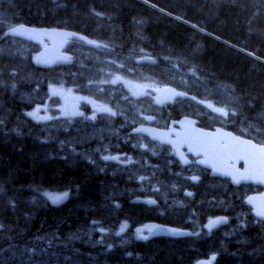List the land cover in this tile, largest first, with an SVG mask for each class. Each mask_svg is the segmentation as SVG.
<instances>
[{
    "label": "trees",
    "instance_id": "obj_1",
    "mask_svg": "<svg viewBox=\"0 0 264 264\" xmlns=\"http://www.w3.org/2000/svg\"><path fill=\"white\" fill-rule=\"evenodd\" d=\"M0 14L37 26L64 23L91 38L117 43L121 52L143 43L145 51L165 63L175 58L180 66L187 63L212 79L229 82L245 115L264 117V0H0ZM0 100L4 102L0 105V223L13 227L10 235L17 245L32 250L0 252V264H192L220 248L211 241L192 253L187 244L156 238L135 243L132 258L113 254L97 261L93 250L81 243L51 248L39 236L79 229L82 221L96 219L97 185L87 175L89 169L82 173L50 160L46 144L38 145L30 135L14 130L23 104L7 92L0 93ZM259 121L264 125L263 118ZM55 183L83 187L64 205L47 202L41 208L21 210L34 188ZM263 231H245L239 244H226L217 251L215 264H264ZM4 237L1 247L7 243Z\"/></svg>",
    "mask_w": 264,
    "mask_h": 264
},
{
    "label": "flooded vegetation",
    "instance_id": "obj_2",
    "mask_svg": "<svg viewBox=\"0 0 264 264\" xmlns=\"http://www.w3.org/2000/svg\"><path fill=\"white\" fill-rule=\"evenodd\" d=\"M160 86L162 85L158 84L151 87L148 85L144 88L146 90L150 89L155 96L154 89L160 88ZM128 93L130 99L133 100L140 97L134 93L141 92L137 91L135 86L131 84ZM177 103L171 106L158 105L157 107L161 110V113L157 116L153 114L154 122L151 124L165 130L179 131V135L183 132L184 127L195 126L209 130H213L215 127L229 129L228 123L226 125L216 121L218 116L211 111L203 110L200 105H181ZM119 107L111 108L116 113L113 116L109 113L100 114L96 112L94 105H81L78 107L77 113H82V115L76 114L78 119L87 125V130L83 132L81 137L83 150L86 149L90 153L92 149L99 158V163L95 169L89 168L86 164L79 168L82 173H85L84 170L89 169L87 175L92 174L94 176L98 197L100 198L94 211L99 227L105 226L112 229L113 227H108L111 223L120 226L126 223L128 227L125 232L120 233V236H129L131 232H136V224L154 221L180 227L191 232L190 234L193 232L194 237L201 239L209 237L212 240V236L215 235L218 244H220L219 240L223 239L221 237L222 230L227 229L228 225L207 232L204 227L205 222L214 213L223 214V211L213 210V206L218 204V194L240 191L246 185L242 184L234 187L228 179L212 176L210 171L196 166V163L192 162L194 159L186 146L181 147V151L189 163L182 164L177 160L171 147L151 142L142 134H133L132 130L137 124L150 123L148 119H145L146 116H150L146 104L137 105L136 114L130 109L126 110L120 105ZM93 114H95V119L90 118ZM189 120L193 121L194 124L188 125L187 121ZM182 121L185 123L181 127ZM91 125L99 126V128L95 131H88ZM109 128L110 132L108 133ZM171 137L178 139L175 134H171ZM151 152L158 154L159 157H168L165 162H158V166L156 164L151 165L158 172H162L163 168L164 172V176L159 175V181L153 183H151L153 179H151V171L147 164V158ZM58 155L56 154L55 157ZM105 155L120 156L121 160L105 161L103 160ZM55 157L54 153L50 154V160H54ZM129 158L131 163L128 162ZM239 167H242V164ZM182 168L186 170L183 171ZM188 168H191L189 170L196 169L194 175L187 173ZM153 173H155V170ZM192 176H199V180L193 181ZM140 177H144V179L141 180ZM156 192L157 194H155ZM188 192H191L192 195L187 196L186 193ZM166 197L167 202L165 203L163 198ZM213 197L215 202H213ZM149 200H154L155 203H147ZM226 204V200L222 202V205ZM228 206L233 209V206H238V202L231 199ZM244 208L245 210L248 209ZM237 209L241 217L243 208ZM242 220L246 222L245 218H242ZM105 227L102 228V233L108 234V229ZM254 227L257 228L255 232H260L257 225ZM143 235L148 236V240L152 236L149 233H143ZM183 238L185 239L187 236L164 238V240L176 241L177 246H183L195 240L187 241ZM187 245L190 246V244Z\"/></svg>",
    "mask_w": 264,
    "mask_h": 264
},
{
    "label": "snow or ice",
    "instance_id": "obj_3",
    "mask_svg": "<svg viewBox=\"0 0 264 264\" xmlns=\"http://www.w3.org/2000/svg\"><path fill=\"white\" fill-rule=\"evenodd\" d=\"M147 2V0H145ZM154 6V5H153ZM97 15H101L100 13H97ZM30 31L27 29L25 26L20 25L18 27H12L10 29V34L12 35H23ZM9 33H4V35H8ZM62 35H68V36H76L77 34L75 33H64ZM79 39L85 40L87 44L92 45L95 44L96 42L87 39L84 36H80ZM98 47L100 45H97ZM106 47V46H105ZM250 55L252 53H249ZM64 60V61H70L71 57L69 56H63V57H57L55 59H45V60H40L38 58V62H43V63H55L57 60ZM115 63V61H113ZM119 67L123 68L124 65L120 64ZM131 71V69H129ZM121 77L116 76L114 79L111 81H100V83H108L110 82L111 84L115 85L118 81H120ZM103 91V89H101ZM164 91L172 93L174 96H184L186 95L184 92H176L174 89H165ZM52 94L53 95H64L63 89H57L53 88L52 89ZM135 95H142L143 93H134ZM79 99H84V98H79ZM192 99L195 100V97H192ZM157 103H162L161 100L157 99ZM203 102V101H201ZM88 103H93L94 107L96 108L97 111L99 112H104V113H109L111 115H116L115 112L112 111L111 108L103 106V105H96L94 101L89 100ZM208 108L213 109V111L219 113L220 115L223 116H228L229 113L224 107H213L211 103L207 104ZM41 109L37 108L34 111H31L27 113L30 117L35 118L38 121H46L50 120L53 117L48 116V115H39ZM69 111L66 109L64 111V115H69ZM72 115L80 114L82 113H76V112H71ZM235 115V113H232ZM91 119H95V114L90 117ZM145 119L152 120L154 117L152 116H146ZM182 124L185 122H181ZM188 125L194 124L193 121H187ZM135 132H148L149 129L147 128H136L134 129ZM179 135V134H178ZM157 139H161L162 142H168V143H173L176 144L175 141H170V140H165L162 136L161 137H154ZM232 143H212L209 139V134L205 132H196L193 130L192 132H186L181 140V143H186L189 146V151L195 153L196 155H204L206 158L201 160L200 163L210 165L216 172H219L222 175L225 176H231L233 181L235 183H239L241 179H262L264 180V144H254L250 140H241L238 137H232ZM177 154L180 157V160L187 164L189 161L187 158L184 156L182 152L179 151V148H177ZM221 158H227L229 160L235 159V160H244L246 164L250 166V169L252 170V174L250 175H245L244 173H240L238 170L235 169L234 164L231 166H228L227 164L223 163L221 161ZM103 160L105 161H120L121 157L116 156V155H105L103 156ZM128 162L131 163L130 158L128 159ZM141 180L144 179V177H140ZM191 179L193 181H198L199 176H192ZM45 195L52 201L53 204H57L61 202L63 199H65L68 195L67 192H64L63 194H58L54 195L51 193H45ZM187 196H191L192 193L188 192L186 193ZM149 204H154V200H149L147 201ZM249 203H252V200L250 198ZM256 215L264 218V206H260L256 210ZM226 222V218H217V219H210L208 221V224L206 227L211 231L214 227L217 225ZM128 225L122 224L120 227V233L125 232L127 229ZM145 228L148 230L149 234H152L156 229L157 226L155 225H146ZM103 231V229H101ZM175 232V230H171ZM144 229L143 228H137L136 229V234L138 238L140 239H148V236L143 235ZM214 260L215 257H212ZM210 264V262H209Z\"/></svg>",
    "mask_w": 264,
    "mask_h": 264
},
{
    "label": "rangeland",
    "instance_id": "obj_4",
    "mask_svg": "<svg viewBox=\"0 0 264 264\" xmlns=\"http://www.w3.org/2000/svg\"><path fill=\"white\" fill-rule=\"evenodd\" d=\"M1 16V15H0ZM0 22H1V28L2 29H9L10 27H12L13 25H15L18 22H15L11 19H8L7 16H3V18H0ZM9 35V34H8ZM139 44V42H137V44L135 46H137ZM36 46L29 44L27 42H24L22 40L13 38L11 36H5L3 37V44H0V54L3 55H7L9 57H14L13 59H15L16 55L20 56L19 62L14 66L13 64L15 63H11L10 61H3L0 62V71L2 70V68L4 67V69H6L7 66L12 65L14 69L19 70L18 72L21 74V77H25V82H29V83H34L35 85L40 84V80L38 79L39 77V73L36 72L33 69H29L28 72L25 71V60L28 59L29 57L31 58V56L34 55L35 50H36ZM102 48V47H101ZM101 48H92L80 43H76L73 46V49L76 53V64H78V66L80 68H84L87 69L89 71H91L93 69V65L92 64H87L86 61L87 60H92L93 63H96L97 66H99L98 68L101 71H110L111 74H113L115 71L119 72L120 71V64H123L126 62V58L124 59H117L114 55H110L108 51L101 49ZM5 59H8L7 57H3ZM113 61H115V63H113ZM117 67V68H116ZM129 68H133L136 69L135 67H129ZM137 70V69H136ZM188 75H191V73L187 72L186 74H181L179 76V78L181 79V83L182 85L186 86L185 82H183V80H185V77H187ZM105 76V74H102L101 76L96 77L95 81L97 80H101L103 79ZM212 78L209 77L208 80L210 81ZM136 81L140 82L139 78H135ZM152 80V79H151ZM21 78L19 77H15V78H7L5 76H1L0 77V83H5V84H11L8 89L10 90V93L12 95L15 94V92L22 91V88H19V85L22 84L24 85L25 82H20ZM194 85L197 86V84L195 83ZM88 91L91 92H95V93H99L100 91V87L93 85L90 86L88 88ZM217 93H220L218 91H215ZM210 93V92H209ZM222 95L224 97L228 96L225 92L222 93ZM15 96V95H14ZM21 96L23 98H25L26 100H28L29 98H31V94L28 92H21ZM21 98V99H23ZM206 103H211L212 105H215V103L211 100L210 95L206 96L205 99ZM150 104H152V101H150ZM29 113V112H28ZM30 118L31 120L35 119L33 117H30L27 112L24 113V117L23 118H18L17 121L15 123L12 124V126H14L15 128H19V131H26L27 134H33L35 137H40L41 141H45V139H49V133H48V128L43 124L39 123L38 120L35 119L34 122H38L39 124H41V129L39 131H31V122L30 121H26V119ZM263 128H259L258 125L255 126V130L254 132L256 133H264V131L262 130ZM248 130H245L244 134H247ZM69 140H71V137H68ZM49 150V149H48ZM73 152H77L76 150L70 152V154H72ZM50 154H53V152H50ZM59 154V153H57ZM69 166H72L71 163L68 164ZM33 193H32V198L29 199L26 203H24L23 207H22V211L26 212L25 210L27 208L30 207H37V208H41L45 203H47L48 201H50V199H48V197L45 195V193H51V194H56L57 191L53 190L51 188H44V189H33ZM11 197L8 196V200H10ZM19 206V205H18ZM248 216V212L244 211L243 212V217L246 218ZM13 230V227H7L6 225L0 223V237H4V239L7 241L6 246L2 247L0 249V252H5L6 250H10L13 251V253L16 252H27V251H32L31 249H26V245L25 244H19L17 245L14 242V237L10 235V231ZM1 231H5L1 232ZM69 232V233H68ZM200 232V231H199ZM73 232L72 230H68L67 232L65 231L62 235L58 234H52L51 233H46L44 236L41 237V239H48L50 242H52V240H55L56 244H59L60 242H58V240L61 241H69L71 242H81L82 238H79L82 235L81 231H78L76 234L72 235ZM46 237V238H45ZM123 242L125 241V239L122 240ZM11 245H14V250L10 249ZM53 249H56L57 246L51 247Z\"/></svg>",
    "mask_w": 264,
    "mask_h": 264
},
{
    "label": "water",
    "instance_id": "obj_5",
    "mask_svg": "<svg viewBox=\"0 0 264 264\" xmlns=\"http://www.w3.org/2000/svg\"><path fill=\"white\" fill-rule=\"evenodd\" d=\"M26 28L29 29L30 31H28L27 33H25L23 35H16V36L24 38V39L32 40L34 42H39L41 44L44 43L45 39H48V40L51 41V44L46 46L44 49H42L40 51V53L37 55V57L33 60L34 64H36L39 67H46V66L55 65L57 63L69 62V61H64V60L61 59V60H57L55 63L48 64V63L38 62V58H40V60L42 61V60H45V59H55L57 57L69 56L68 54L63 53V49L65 48L66 43H67V41L69 39L79 38L80 36L78 34L76 36L62 35L64 33H73V32L68 31V30H63V29H55V28H53V29L32 28V27H26ZM165 89H173V88L165 87V88H162L160 90V93H161V96H162L161 97V101H163V102H172L176 97H185L186 96V95H184V96H174V95H172V93L164 91ZM241 140H249V139L241 138ZM251 142L254 143L253 141H251ZM226 143H232V141L228 140V141H226ZM254 144H256V143H254ZM240 161L244 162L245 165H244V170L239 171V172L240 173H244L245 175L252 174V170L250 169V166L248 164H246L244 160H235V159L229 160V162H234V163H238ZM229 177H231V176H229ZM249 180H255L257 183L264 184V180L259 179V178L246 179V181H249ZM250 198L252 200V203H249ZM246 203L253 208L252 212H253V214L256 217L264 220V218H261V217L256 215L257 208L260 207V206H264V193H262L260 195L249 196L246 199ZM148 225L157 226V229L153 232L154 235L179 236L182 233L181 231H179L177 229H174V228H171V227H167V226H163V225H158V224H148ZM143 229L147 230L145 228V226L143 227ZM171 230H175V232H173ZM199 264H209V263L200 262Z\"/></svg>",
    "mask_w": 264,
    "mask_h": 264
}]
</instances>
